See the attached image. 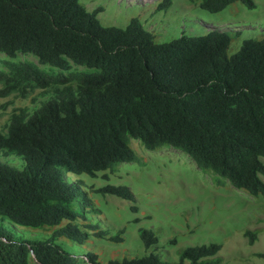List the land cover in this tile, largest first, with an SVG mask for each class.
I'll use <instances>...</instances> for the list:
<instances>
[{
  "label": "trees",
  "instance_id": "obj_1",
  "mask_svg": "<svg viewBox=\"0 0 264 264\" xmlns=\"http://www.w3.org/2000/svg\"><path fill=\"white\" fill-rule=\"evenodd\" d=\"M234 2L253 9L252 0H201L199 7L216 13ZM169 5L160 0L156 10ZM99 11H87L78 0H0V54L8 58L0 70V99H26L34 91L46 98L31 113L12 108L0 132V155L23 163L20 170L0 163V264H72L53 243L60 237L80 245L89 235L121 242L122 229L108 236L97 225L76 224L82 215L72 204L91 205L63 180L62 170L112 175L118 164L136 161L130 140L150 152L177 150L200 172L264 198V35L243 40L229 55L227 33L181 34L157 44L137 19L122 29L105 27ZM94 192L133 201L120 185ZM4 221L52 229L51 238L15 241ZM243 236L252 245L255 235ZM137 237L144 250L157 244L151 230L139 228ZM220 248L186 247L175 263L152 249L106 264H221ZM96 258L89 254L86 261L98 264Z\"/></svg>",
  "mask_w": 264,
  "mask_h": 264
},
{
  "label": "rangeland",
  "instance_id": "obj_2",
  "mask_svg": "<svg viewBox=\"0 0 264 264\" xmlns=\"http://www.w3.org/2000/svg\"><path fill=\"white\" fill-rule=\"evenodd\" d=\"M159 1L78 0L89 12L100 9L96 18L105 27L122 29L130 19H137L157 44L167 43L181 34L202 36L210 31L222 32L230 36L227 53L231 55L243 40H257L264 35V0H252L253 9L234 2L216 13L201 9V0H170L166 10L157 11ZM21 59L35 62L29 56H19L18 60ZM7 60L0 54V70H4L3 62ZM38 94L34 91L26 99L14 95L0 99V132L5 130L12 108H26L31 113L46 99ZM129 147L136 161L118 164L112 175L98 172L90 178L62 170L63 180L75 185L91 205L83 207L78 201L72 204L82 215L76 221L78 226L94 224L108 236L123 230L119 243L90 235L81 245L62 237L53 240L72 257V264H89L86 261L89 254L96 255L98 264H106L123 257H141L152 249L162 261L175 263L182 249L210 243L221 246L217 254L221 264H264V198L251 197L209 173L200 172L177 150L164 148L150 152L135 140L129 141ZM260 161L264 164V158ZM0 163L17 170L23 166L22 160L15 156L0 155ZM261 180L264 183V178ZM106 184L126 187L133 201L94 192ZM130 206L136 207V212ZM3 226L12 232L15 241L51 238L52 229L32 230L7 221ZM139 228L155 234L154 248L143 249L137 237ZM245 231L255 235L252 245L243 236ZM29 264H33L30 259Z\"/></svg>",
  "mask_w": 264,
  "mask_h": 264
}]
</instances>
